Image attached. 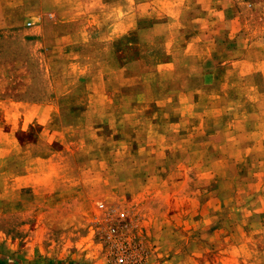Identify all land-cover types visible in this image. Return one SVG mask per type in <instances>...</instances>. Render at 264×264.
<instances>
[{"label":"rangeland","instance_id":"rangeland-1","mask_svg":"<svg viewBox=\"0 0 264 264\" xmlns=\"http://www.w3.org/2000/svg\"><path fill=\"white\" fill-rule=\"evenodd\" d=\"M6 13L0 264H102L108 221L144 264H264V0Z\"/></svg>","mask_w":264,"mask_h":264},{"label":"built area","instance_id":"built-area-1","mask_svg":"<svg viewBox=\"0 0 264 264\" xmlns=\"http://www.w3.org/2000/svg\"><path fill=\"white\" fill-rule=\"evenodd\" d=\"M31 22L27 21L29 25ZM103 204H98L101 209ZM95 255L102 264H144L145 248L142 241L131 233L130 225L108 221L96 242Z\"/></svg>","mask_w":264,"mask_h":264},{"label":"crops","instance_id":"crops-1","mask_svg":"<svg viewBox=\"0 0 264 264\" xmlns=\"http://www.w3.org/2000/svg\"><path fill=\"white\" fill-rule=\"evenodd\" d=\"M12 17V15L6 13V0H0V27L8 25Z\"/></svg>","mask_w":264,"mask_h":264}]
</instances>
